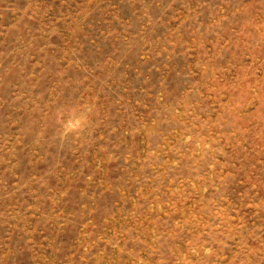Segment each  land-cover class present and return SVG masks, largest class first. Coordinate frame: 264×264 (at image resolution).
<instances>
[{
  "label": "rangeland",
  "instance_id": "rangeland-1",
  "mask_svg": "<svg viewBox=\"0 0 264 264\" xmlns=\"http://www.w3.org/2000/svg\"><path fill=\"white\" fill-rule=\"evenodd\" d=\"M0 264H264V0H0Z\"/></svg>",
  "mask_w": 264,
  "mask_h": 264
}]
</instances>
